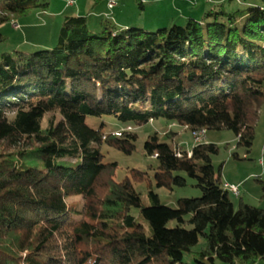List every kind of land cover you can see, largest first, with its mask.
I'll list each match as a JSON object with an SVG mask.
<instances>
[{
	"label": "trees",
	"instance_id": "trees-1",
	"mask_svg": "<svg viewBox=\"0 0 264 264\" xmlns=\"http://www.w3.org/2000/svg\"><path fill=\"white\" fill-rule=\"evenodd\" d=\"M234 1L214 0L205 20L156 31L102 20L94 33L87 17L70 16L56 47L0 55V264H184L192 254L197 264H264V209H235L213 165L218 145L197 144L189 156L150 136L156 187L185 188L190 178L202 196L172 208L149 188L145 206L134 182L148 174L130 169L118 181V164L102 153L107 145L131 156L138 134L87 123L228 130L250 153L264 109V5L226 10ZM48 8L0 0V26ZM65 157L81 161L59 165Z\"/></svg>",
	"mask_w": 264,
	"mask_h": 264
},
{
	"label": "rangeland",
	"instance_id": "rangeland-1",
	"mask_svg": "<svg viewBox=\"0 0 264 264\" xmlns=\"http://www.w3.org/2000/svg\"><path fill=\"white\" fill-rule=\"evenodd\" d=\"M47 2L49 8L46 11H33L26 17L14 22L0 26V35L4 40L0 42V55L5 52L24 51L34 52L40 49H52L59 43L61 26L66 17L83 16L88 18L89 29L96 33L100 31V23L107 20L119 29L125 27H137L146 31H156L160 28L172 25H185L189 17H196L205 20L207 13L213 10V3H203L202 0H115L117 5L109 8V1L103 0L99 3L96 0H72L75 1L73 7H68L70 0H41ZM204 6H203V5ZM197 5V6H195ZM262 0H235L232 6H225L228 11H245L250 7L262 6ZM15 23L20 28H15ZM105 123L106 134L119 136L122 132L128 131L138 134L136 150L131 155L117 151L104 145L102 153L104 162H116L119 166L117 180L122 181L129 176L130 169H138L148 174L149 180L144 182H134L136 191L140 194L145 206L151 205L148 195L151 188L160 198L163 205L177 208L178 200L182 198H199L202 191L196 186L194 179L188 178V185L185 188H174L168 190L157 188L155 183V168L157 162L154 157H148L145 153L144 145L148 138L155 133L161 137V141L168 143L172 148H181L185 152H191L196 146L192 132L176 123L165 119L151 121L148 124L136 127L131 124L116 121L112 117L97 119L89 117L87 123L92 127H99ZM174 132V141L170 140L166 134ZM177 134V135H176ZM255 139L250 153H246L243 148L237 149V137L228 130L207 131L204 143H212L219 146V154L213 157V165L220 175L224 184L239 186L240 196L231 194V200L237 210L241 201L243 203L264 209V197L262 196L261 183L264 182V109L259 125L255 130ZM237 152L240 159H235L233 154ZM78 158L65 157L59 159V165L76 166L80 163ZM69 202L82 203L80 197H75ZM132 215L139 223L145 225V232L150 235V228L140 217V211L132 210ZM176 224L171 223L174 227ZM203 242L196 248L199 251ZM197 255H187L184 264H197ZM216 264H222L216 262Z\"/></svg>",
	"mask_w": 264,
	"mask_h": 264
},
{
	"label": "built area",
	"instance_id": "built-area-1",
	"mask_svg": "<svg viewBox=\"0 0 264 264\" xmlns=\"http://www.w3.org/2000/svg\"><path fill=\"white\" fill-rule=\"evenodd\" d=\"M109 1V8L112 9L116 6L117 2L115 0H108ZM208 2H213L214 0H207ZM75 5V1H68L67 6L73 7ZM15 28L19 29L20 25L15 23ZM192 136L194 138V142L197 144L204 143L206 140V130H198V131H191ZM178 156H181L180 152L178 153ZM189 156H191V153H189ZM156 157V156H155ZM261 164H264V161H261ZM224 188L228 190L231 194L235 195L236 197L240 196V188L239 186L235 185H229L228 183L224 184Z\"/></svg>",
	"mask_w": 264,
	"mask_h": 264
},
{
	"label": "crops",
	"instance_id": "crops-1",
	"mask_svg": "<svg viewBox=\"0 0 264 264\" xmlns=\"http://www.w3.org/2000/svg\"><path fill=\"white\" fill-rule=\"evenodd\" d=\"M202 1H204V0H202ZM203 3H206V4H208L209 2H207V0H205V2H203ZM203 5V4H202ZM195 6H197V5H195ZM204 6V5H203ZM127 27V26H126ZM190 153V152H189Z\"/></svg>",
	"mask_w": 264,
	"mask_h": 264
}]
</instances>
